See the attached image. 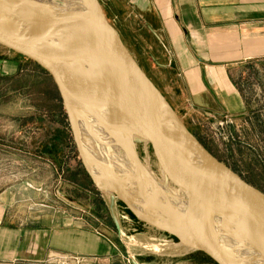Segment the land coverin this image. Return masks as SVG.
<instances>
[{
  "label": "water",
  "instance_id": "95a60500",
  "mask_svg": "<svg viewBox=\"0 0 264 264\" xmlns=\"http://www.w3.org/2000/svg\"><path fill=\"white\" fill-rule=\"evenodd\" d=\"M0 3V46L31 60L52 78L82 164L100 193L117 197L141 221L215 264H264V193L214 157L189 131L137 63L98 0H85L84 11L90 12L78 27L64 21L50 23L56 14L58 18L68 11L80 14V8L41 4L28 10L19 0ZM104 54L110 56L114 70L103 63ZM84 129L149 147L169 177L185 175L192 205L148 178L131 177L139 189L135 204L99 174L98 160L93 164L94 156L84 148ZM141 203L154 210L150 219L135 211L134 205Z\"/></svg>",
  "mask_w": 264,
  "mask_h": 264
},
{
  "label": "crops",
  "instance_id": "0c3cea01",
  "mask_svg": "<svg viewBox=\"0 0 264 264\" xmlns=\"http://www.w3.org/2000/svg\"><path fill=\"white\" fill-rule=\"evenodd\" d=\"M106 1L108 21L178 115H245L237 81L264 64V0ZM15 187L0 189V264H212L154 236L144 242L159 243L156 251L119 244L99 212L87 216L61 195L58 202L20 198Z\"/></svg>",
  "mask_w": 264,
  "mask_h": 264
},
{
  "label": "rangeland",
  "instance_id": "374dc122",
  "mask_svg": "<svg viewBox=\"0 0 264 264\" xmlns=\"http://www.w3.org/2000/svg\"><path fill=\"white\" fill-rule=\"evenodd\" d=\"M98 2L106 16L107 1ZM12 63L17 68L6 72L7 64ZM0 66L6 72H0V189L15 185L20 198L58 202L61 195L69 203L76 201L87 216L99 212L119 244L131 242L139 249L146 244L145 237L154 236L185 250L177 238L141 221L117 197L96 189L82 164L63 102L49 75L2 46ZM237 82L249 103L244 116L229 122L224 116L209 118L198 113L190 118L179 113V117L214 157L264 193V64L251 65ZM142 152L141 158L147 160ZM148 161L158 172L156 161ZM28 184L41 192H26ZM43 191L47 196L38 194ZM145 212L149 210L141 214ZM117 226L120 236L115 231ZM158 244L143 247L156 251Z\"/></svg>",
  "mask_w": 264,
  "mask_h": 264
},
{
  "label": "bare ground",
  "instance_id": "6f19581e",
  "mask_svg": "<svg viewBox=\"0 0 264 264\" xmlns=\"http://www.w3.org/2000/svg\"><path fill=\"white\" fill-rule=\"evenodd\" d=\"M24 5L27 6L28 10L38 9L39 5H44L47 7H66L68 9L80 8V14H73L68 11L67 14L58 18V14L55 15L57 19L53 20L50 25H58L63 21L70 23V26L78 27L85 23L83 20L86 13L90 11H84L83 5L85 0H19ZM2 5V3H0ZM0 5V7H1ZM3 6V5H2ZM6 9H10L12 6L6 5ZM90 15V14H89ZM63 17V18H62ZM83 17V18H82ZM103 63L107 65L109 70L113 69L112 61H109L108 54L103 55ZM108 63V64H107ZM83 144L86 151L92 156V162L95 164V159L100 165L99 174H104L111 183L116 186L124 195H127L131 199L137 196L138 187H134L131 183V177L148 178L160 185L163 190L174 195L175 197H180L183 199L185 205L191 206L194 199L192 195V188L185 179V175L180 172L177 176L169 177L165 172V169L160 162L161 168H158V172L152 170L149 165L148 159L152 158L155 161V157L151 154V149L144 145H132L118 140L107 139L103 136H97L89 130H82ZM116 149V151H115ZM142 151H144L147 160H143ZM136 153V154H135ZM98 158V159H97ZM141 160H140V159ZM159 167V166H158ZM140 181V180H139ZM137 185H139L138 180H136ZM109 195V194H108ZM112 196V195H110ZM113 198V196H112ZM135 211L143 218L150 219L153 209H149L144 203L134 205ZM148 211L141 214L142 211ZM151 211V212H150ZM182 246V245H181ZM187 248V247H185ZM188 249V248H187Z\"/></svg>",
  "mask_w": 264,
  "mask_h": 264
},
{
  "label": "flooded vegetation",
  "instance_id": "af4514ba",
  "mask_svg": "<svg viewBox=\"0 0 264 264\" xmlns=\"http://www.w3.org/2000/svg\"><path fill=\"white\" fill-rule=\"evenodd\" d=\"M224 118H225V121H226V122L232 121V120L234 119V118H229V117H225V116H224ZM220 125H221V126H224L223 123H220Z\"/></svg>",
  "mask_w": 264,
  "mask_h": 264
},
{
  "label": "trees",
  "instance_id": "16d2710c",
  "mask_svg": "<svg viewBox=\"0 0 264 264\" xmlns=\"http://www.w3.org/2000/svg\"><path fill=\"white\" fill-rule=\"evenodd\" d=\"M24 57V56H23ZM24 58H26V57H24ZM27 59V58H26ZM27 60H29V59H27ZM30 62H32L31 60H29ZM33 64H35L34 62H32ZM36 65V64H35ZM39 69H41V71L43 72V73H45L46 75H48L42 68H40L38 65H36Z\"/></svg>",
  "mask_w": 264,
  "mask_h": 264
}]
</instances>
